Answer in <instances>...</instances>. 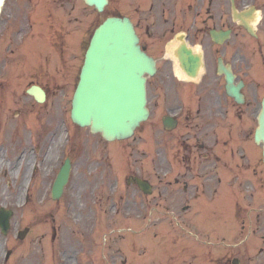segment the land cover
<instances>
[{
	"label": "rangeland",
	"instance_id": "1",
	"mask_svg": "<svg viewBox=\"0 0 264 264\" xmlns=\"http://www.w3.org/2000/svg\"><path fill=\"white\" fill-rule=\"evenodd\" d=\"M77 4L78 11L72 15L73 30L71 24L64 28L62 64L52 55V39L48 35L47 61L40 65L7 62L6 69L11 70L0 72L4 76H0V206L13 210L8 233L0 232V264H121L124 259L125 264L130 260H135L136 264L141 256V262L153 258L156 261L170 252L172 243L159 245L154 239L156 241L162 232L169 237L171 227H151L147 234L145 231L149 227L136 226L142 225L146 220L144 216L155 224L166 225L170 214L161 206L163 210L158 207L152 214L147 211L142 217L141 208L137 207L139 193L137 199L132 197L136 190L126 185L123 178L140 169L144 174L147 171L146 159H150L151 150L150 144L145 142L152 140V136L143 134L140 129L148 125L141 126L132 139L105 142L99 135L90 134L70 121L73 80L82 62L86 33L92 29L90 21L95 17L97 23L107 14L120 12V0H110L103 14L93 12L80 0ZM77 23L79 32L73 33ZM29 38L33 39V36ZM30 51L28 47L27 50L21 48L15 56L19 53L26 56ZM28 77L31 82L46 81L49 93L44 104L35 102L25 93L30 81ZM250 77L252 83L246 78L244 89L248 99L256 84L253 69ZM258 93L262 94L261 91ZM257 108L249 101L240 107L239 123L244 128L255 123L252 115ZM159 111L160 107L156 109L155 121ZM65 127L71 130L69 141L65 138ZM141 151L146 152L145 158ZM259 151L256 147V158ZM239 154L247 159V151L240 150ZM66 157L72 162L69 181L61 197L53 200L51 184ZM261 170L259 163L257 171ZM239 172L240 191L234 190V198H241L246 191L247 169L240 168ZM209 185L214 188V183ZM113 202H117L116 207ZM245 207L238 217V227L227 211L220 216L221 223L216 226L220 228L207 236L209 259L239 253L234 256L247 260V255H257L259 247L264 248L263 239L259 237L264 233V227L249 226L250 216L260 213L262 218L264 210L257 206L254 212H249L248 206ZM120 222L124 226H119ZM24 227H28V233L24 239L17 238V230ZM192 228L199 227H184L185 233H180L176 241L178 245L188 247L190 253L199 250L189 237ZM141 243H144V249L137 250ZM7 249H11V254L4 260ZM259 256L263 263L264 255Z\"/></svg>",
	"mask_w": 264,
	"mask_h": 264
},
{
	"label": "flooded vegetation",
	"instance_id": "2",
	"mask_svg": "<svg viewBox=\"0 0 264 264\" xmlns=\"http://www.w3.org/2000/svg\"><path fill=\"white\" fill-rule=\"evenodd\" d=\"M53 1L63 6L64 1L70 0ZM121 9L123 15L133 22L141 48L155 60L156 73L147 80V96L150 102H154V107L169 99L172 110L181 108L184 111L182 101L188 98L198 104L196 117L201 115L200 110L205 104L210 112L211 104L220 105L221 114L229 112L227 108L223 110V104L232 99L225 95L224 76L217 72V63L219 57L227 62L228 56L234 74L239 75L241 56L235 47L240 45L241 32L238 23L229 15L226 0H121ZM261 12L257 32L264 45V2ZM211 30H229V37L215 43L210 38ZM228 48H235V52L228 54ZM181 53L188 56L190 64L195 67L194 78L183 70ZM198 56H201L199 65ZM188 119L189 112H184L176 122V128L180 122L185 124L181 134L188 137L179 138L185 147H188L190 136H196L189 128L190 122H185ZM226 130L229 135L230 127ZM203 132L200 128L198 135Z\"/></svg>",
	"mask_w": 264,
	"mask_h": 264
},
{
	"label": "water",
	"instance_id": "3",
	"mask_svg": "<svg viewBox=\"0 0 264 264\" xmlns=\"http://www.w3.org/2000/svg\"><path fill=\"white\" fill-rule=\"evenodd\" d=\"M3 0H0V7ZM101 11L106 0H85ZM149 61L139 50L137 38L126 19L107 18L94 32L85 55L80 81L75 91L71 118L105 139L125 138L147 115L144 107V71ZM229 93L237 99L233 87ZM264 128V110L259 119ZM260 131L257 132V138ZM67 179L66 166L60 171L53 197L61 193ZM9 212L0 210V227L5 232Z\"/></svg>",
	"mask_w": 264,
	"mask_h": 264
}]
</instances>
